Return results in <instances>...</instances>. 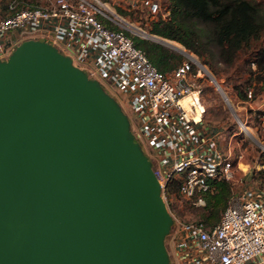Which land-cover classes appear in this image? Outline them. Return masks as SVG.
<instances>
[{"label":"water","instance_id":"95a60500","mask_svg":"<svg viewBox=\"0 0 264 264\" xmlns=\"http://www.w3.org/2000/svg\"><path fill=\"white\" fill-rule=\"evenodd\" d=\"M172 222L114 96L49 41L15 44L0 59V264H169Z\"/></svg>","mask_w":264,"mask_h":264},{"label":"built area","instance_id":"2783aa9c","mask_svg":"<svg viewBox=\"0 0 264 264\" xmlns=\"http://www.w3.org/2000/svg\"><path fill=\"white\" fill-rule=\"evenodd\" d=\"M6 9L8 14H0V59L22 39H44L121 94L131 112V130L157 163L153 169L165 204L167 186L175 181L180 196L204 203L216 180L232 179L230 142L223 149L221 129L204 119L195 81L200 71L191 72V60L184 59L163 72L134 43L133 35L166 41L150 32L149 24H134L130 15L139 12L146 23L166 20L168 5L161 0H9ZM167 210L173 219L169 264H264V191L231 190L214 224L179 220Z\"/></svg>","mask_w":264,"mask_h":264},{"label":"rangeland","instance_id":"374dc122","mask_svg":"<svg viewBox=\"0 0 264 264\" xmlns=\"http://www.w3.org/2000/svg\"><path fill=\"white\" fill-rule=\"evenodd\" d=\"M161 1L164 6H170V0ZM250 1L264 16V0ZM5 3L6 0H0L1 15H4L6 10ZM130 19L138 26L148 28L149 24L150 28L151 23H146V18L144 15L140 16L139 12L130 15ZM196 23L202 29V39L198 44L203 50L201 54L174 38L163 37L167 42H157L180 54L176 62L189 59L192 63L191 72L200 71L195 81L201 87L205 106L204 119L221 129L223 149H226L229 142L231 145L233 177L228 180L230 192L244 186L264 191V79L260 78L264 71V55L261 54L264 53V26L257 38H251L237 50L233 58L226 59L221 57L218 43L209 35V23L201 19ZM142 37L156 41L149 36ZM210 74L221 87L215 84ZM104 87L121 104L131 121L127 101L109 85L104 84ZM249 89L251 95L247 96ZM131 128L133 129L132 123ZM143 147L148 154L149 149L145 145ZM240 153L241 157H238ZM151 160L155 166V159ZM166 192V205L179 220H200L208 213L207 207L204 206L205 200L204 203H193L192 200L183 198L174 182L167 186ZM164 241L166 248L171 252L169 234L165 236Z\"/></svg>","mask_w":264,"mask_h":264},{"label":"trees","instance_id":"16d2710c","mask_svg":"<svg viewBox=\"0 0 264 264\" xmlns=\"http://www.w3.org/2000/svg\"><path fill=\"white\" fill-rule=\"evenodd\" d=\"M8 2L9 0H6L5 7ZM169 9L168 19L150 22V32L177 39L201 54L203 50L198 44L202 39V29L196 23L201 19L209 23V35L218 43L221 57L226 59L233 58L237 50L251 38H257L264 26V16L250 0H170ZM8 13L9 10L6 9L3 14ZM133 40L163 72H170L182 62H176V59L180 58L179 53L168 49L162 43L137 35H133ZM259 64L262 65L260 62ZM260 78L264 79V71ZM230 193L227 180H216L215 191L204 196V206L207 207L208 213L200 220L207 224L217 222Z\"/></svg>","mask_w":264,"mask_h":264},{"label":"bare ground","instance_id":"6f19581e","mask_svg":"<svg viewBox=\"0 0 264 264\" xmlns=\"http://www.w3.org/2000/svg\"><path fill=\"white\" fill-rule=\"evenodd\" d=\"M166 42V41H165ZM178 49V48H177ZM181 50V49H180ZM183 52V51H182ZM214 81V80H213ZM215 82V84L217 85V86H219V87H221L218 83H217V81H214ZM227 99V98H226Z\"/></svg>","mask_w":264,"mask_h":264},{"label":"flooded vegetation","instance_id":"af4514ba","mask_svg":"<svg viewBox=\"0 0 264 264\" xmlns=\"http://www.w3.org/2000/svg\"><path fill=\"white\" fill-rule=\"evenodd\" d=\"M141 145H142V148L144 149V147H143L144 145L142 143H141Z\"/></svg>","mask_w":264,"mask_h":264}]
</instances>
